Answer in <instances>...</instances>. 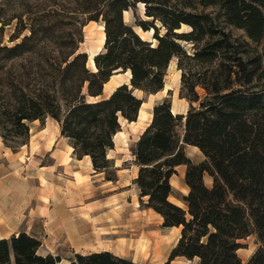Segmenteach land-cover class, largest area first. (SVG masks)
<instances>
[{"label": "trees", "instance_id": "16d2710c", "mask_svg": "<svg viewBox=\"0 0 264 264\" xmlns=\"http://www.w3.org/2000/svg\"><path fill=\"white\" fill-rule=\"evenodd\" d=\"M139 1L145 2L144 12L151 21L138 18L136 26L143 31L153 29L156 44L141 38L124 21V12ZM151 2L155 1L35 0L33 7L26 1L21 3L23 11L0 17V31L16 19L10 44L0 38V137L5 146L16 150L27 144L29 122L49 115L59 123L60 134L69 138L73 153L78 158L89 155L95 172L115 181L116 167L107 153L114 149L120 119H137L143 100L134 90L160 91L173 57H177L179 69L190 61H218L221 68L229 60L227 33L219 30L222 37L213 39L217 32L207 14ZM197 3L218 4L224 23L244 29L252 40L264 35V0ZM184 5L193 6V0ZM91 20H102L104 32L102 49L93 56L95 70L87 65V53L79 51L82 28ZM156 20L165 28L163 34H159ZM182 23L191 29L175 32ZM179 40L194 43L192 54ZM228 67L225 74L218 71L210 81H188L184 70L180 95L190 102L186 114L173 113L171 100L163 99L152 108L151 120L132 150L139 167L134 183L140 205L157 212L163 227H180L165 264L177 256L198 257L197 264H264V94L241 88L227 91L235 73L233 65ZM114 71H129L132 88L122 83L103 96L104 84ZM197 85L206 91L201 100ZM185 144L198 147L205 160L193 162ZM179 165L186 166L188 188L186 194L176 196L180 204L169 199L175 192L170 178ZM205 174L212 179L210 186L204 183ZM252 232L262 245L243 263L237 253L239 240ZM40 245L25 232L0 239V264H12L11 253L14 264L60 261L58 255L40 254ZM69 264L138 263L102 250L76 253Z\"/></svg>", "mask_w": 264, "mask_h": 264}, {"label": "rangeland", "instance_id": "374dc122", "mask_svg": "<svg viewBox=\"0 0 264 264\" xmlns=\"http://www.w3.org/2000/svg\"><path fill=\"white\" fill-rule=\"evenodd\" d=\"M26 1H30L33 7L35 0H0V17L6 19L23 11L24 6L21 3ZM153 1L155 2H151L150 4L169 5L182 12L207 14L211 18L217 32L213 39L221 38L222 33L219 30L223 29V31L227 33L226 39L229 43L226 53L227 56H229V60H225L226 66L218 68V61H214L210 64H197L190 61L183 64L184 68L179 69L177 66L178 59L177 57H173L168 64L166 75L164 76V84L169 86L165 92L145 93L141 90H134V94L143 100V106L141 105L140 108L141 112L135 121L128 122L127 120L120 119L121 130L115 134L114 149L108 153V158H113L114 166L116 167L115 181L117 182H115V184H117V187H115L113 191V187H110L108 191H104L103 188H98L96 193H90V212H105L106 221L103 223L109 224V228L116 230L117 234L127 239L129 238L128 240L133 242L132 258L136 260L134 262L142 264H165L177 240L172 231L162 226V219L157 214L151 212L145 206L140 205L139 189L134 183V178L137 176L139 168L134 163V156L132 154L135 143L144 128L148 125L147 123L151 120L152 108L163 99H170L173 109L186 114L190 102L187 98L180 95L182 89L181 74L184 70H186L188 81L196 80L197 78L210 81L218 74V71H222L223 74H225L227 69H229L228 66L233 65L232 68L235 73L231 77V89L227 91L241 88L242 90L264 94V35L260 40L255 41L248 36L244 29L224 23L223 17L220 14L222 10L218 4L201 6L197 3V0H193L194 5L189 7L184 5L187 0ZM62 4H64L65 7H69L66 1ZM145 7V2H137L134 9L130 8L129 11L124 14V21L132 25L141 38L156 44L152 29L143 31L139 26H136V19H149L148 16L145 15ZM261 8L264 14V6ZM149 21H151V19H149ZM15 23L16 19H13L10 24L5 25L0 31L2 43L10 44L8 41L9 35L14 31ZM154 23L159 29V34H163L165 28L162 26L161 22L156 20ZM102 24V20H91L82 28L84 38L83 42L80 43L79 51L87 53V65L93 70H95V67L91 61L92 53L100 51L104 43L101 41ZM190 29L188 24L182 23L180 29L175 30V32H187ZM179 42L187 52L192 54L194 51V43L186 40H179ZM238 64L241 65L238 66ZM119 79L121 83L129 82L126 74H121ZM195 90L200 100L206 95V91L201 85H197ZM107 93L108 89L105 91L104 95ZM192 105L197 106L198 102H193ZM140 115L144 117L141 119L139 117ZM53 123V118L49 115L42 120L29 122L30 129L27 144L19 146L16 150H12L6 146L13 153L19 151L17 155L9 153L10 161L15 163L17 160L26 165L34 163L35 166L47 165L52 161V148L68 149L67 145L71 146L70 140L61 134V136H57V139L61 140V144L57 141L55 145H51L52 140H54ZM178 132H182L181 127H178ZM195 150L197 156L194 157L197 161L193 162L199 163L205 160V156L200 149L197 147ZM32 152L34 156L32 158L33 161L29 163L32 157L30 153ZM185 170V165L178 166L176 167V173L172 176L171 184L175 192L169 199L173 202L179 201L176 196L188 192V188L183 181ZM93 172V174H96L95 171ZM107 172L111 173V175L114 174L111 169H107ZM104 177L105 173L101 172L99 180L102 182L106 181L103 180ZM211 182V177L205 174L204 183L210 186ZM108 186L112 185L108 183ZM94 197L96 201L93 200ZM146 199V197H143V200ZM92 201L94 202L91 203ZM132 201L133 203H131ZM136 202L138 206H135ZM100 223L102 222H98L97 224ZM239 243L240 248L237 250V253L243 263H246L251 255L262 245L255 232L240 239ZM170 263L171 261L169 264Z\"/></svg>", "mask_w": 264, "mask_h": 264}, {"label": "crops", "instance_id": "0c3cea01", "mask_svg": "<svg viewBox=\"0 0 264 264\" xmlns=\"http://www.w3.org/2000/svg\"><path fill=\"white\" fill-rule=\"evenodd\" d=\"M98 52L92 53V59ZM121 74H126L130 79L128 71L115 72L104 84L103 90L108 89L110 93L122 84L119 82ZM102 95L104 96V92ZM173 110V113L183 114ZM53 122L54 140L51 145H55L57 141L61 144V140L57 139V136H61L59 123L55 119ZM67 146L68 149L52 148V161L47 165H26L17 160L15 163L10 161L9 153L17 155L19 151L11 152L0 137V239L25 232L41 242L38 250L40 254L58 255L60 261L57 264H69L76 253L102 250L136 261L132 258L133 242L117 234L116 230L109 228V224L103 223L106 221L105 212L91 213L89 210L90 193H96L98 188L108 191L113 187V191L117 187V181L99 180L101 172L93 174L95 170L90 156L78 158L74 155L73 148ZM196 148L189 144L184 147L192 161H197L194 157L197 156ZM30 154L32 157L29 163L34 157L33 152ZM171 180L172 177L170 182ZM108 183L112 186H108ZM93 200L96 201L95 197ZM135 206H138L137 202ZM148 209L162 219L157 212ZM98 222L102 223L97 224ZM167 228L177 240L180 227ZM10 260L14 264L12 253ZM198 260V257L189 260L177 256L170 264H197Z\"/></svg>", "mask_w": 264, "mask_h": 264}, {"label": "bare ground", "instance_id": "6f19581e", "mask_svg": "<svg viewBox=\"0 0 264 264\" xmlns=\"http://www.w3.org/2000/svg\"><path fill=\"white\" fill-rule=\"evenodd\" d=\"M127 11H125L124 12V14L126 13ZM103 28V27H102ZM101 41L102 42H104V32H103V30H102V34H101ZM91 61H92V64L94 65V61L91 59ZM94 67H95V65H94ZM128 73H129V71H128ZM130 74V73H129ZM169 88V86L167 85V84H164V87L160 90V92H165L167 89ZM142 106H143V104H142ZM141 112V110L139 111V113ZM172 112H174L173 111V109H172ZM139 115V114H138ZM141 119L144 117V116H139ZM180 204V203H179Z\"/></svg>", "mask_w": 264, "mask_h": 264}, {"label": "water", "instance_id": "95a60500", "mask_svg": "<svg viewBox=\"0 0 264 264\" xmlns=\"http://www.w3.org/2000/svg\"><path fill=\"white\" fill-rule=\"evenodd\" d=\"M152 31H154L153 29H152ZM94 61V60H93ZM95 65V64H94ZM114 72H116V71H114ZM128 85H129V88H132V85L130 84V80H129V82L127 83Z\"/></svg>", "mask_w": 264, "mask_h": 264}]
</instances>
